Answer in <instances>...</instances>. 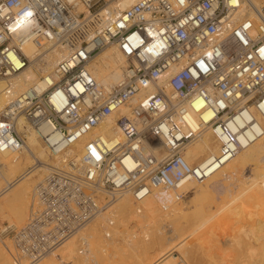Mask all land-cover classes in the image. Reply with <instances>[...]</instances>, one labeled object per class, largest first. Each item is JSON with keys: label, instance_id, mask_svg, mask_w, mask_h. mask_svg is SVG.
Returning <instances> with one entry per match:
<instances>
[{"label": "built area", "instance_id": "built-area-1", "mask_svg": "<svg viewBox=\"0 0 264 264\" xmlns=\"http://www.w3.org/2000/svg\"><path fill=\"white\" fill-rule=\"evenodd\" d=\"M241 2L133 0L121 8V0H0V79L29 64L22 50L28 40L67 52L44 88L36 83L15 93L9 84L2 91L0 151L24 149L23 123L51 155H61L38 184L27 222L1 231L12 235L27 264L60 249L112 205L116 193L129 192L138 203L166 189L178 202L188 193L182 181L199 183L238 153L241 142L229 122L252 110L264 118V5L255 19L240 16ZM112 44L126 64L121 80L106 89L89 65ZM123 106L129 108L117 120L123 138L91 137L80 153H65ZM206 109L216 113L212 125L221 149L206 164L190 163L183 153L197 134L183 126L190 111ZM80 241L84 253L88 246ZM174 264L189 263L180 257Z\"/></svg>", "mask_w": 264, "mask_h": 264}, {"label": "bare ground", "instance_id": "bare-ground-1", "mask_svg": "<svg viewBox=\"0 0 264 264\" xmlns=\"http://www.w3.org/2000/svg\"><path fill=\"white\" fill-rule=\"evenodd\" d=\"M247 1L242 0L239 14L240 16L249 14L256 19L255 12L264 5V0H250L249 3ZM132 2L133 0H121V8L130 6ZM22 50L29 57L30 62L9 80L0 79V109L5 103L2 91L7 85L10 84L15 93L25 91L36 83L39 84L41 89L44 88L52 80L49 75L54 67L67 53L66 50H62L50 43L39 45L32 40L26 41L22 45ZM125 64V57L122 51L116 44H112L92 57L89 69L106 89H110L121 80ZM177 68L174 67L173 72ZM43 77L48 78L47 81H42ZM136 99L137 96L132 101L135 102ZM201 107L200 102L196 101L195 108L199 110ZM197 110L190 111L187 117L188 122L183 126L185 132L193 131L197 134L196 138L186 147L183 154L190 163H193L194 160H200L199 164H206L207 160H210L213 155H217L220 152L222 139L217 136V130L212 125V120L216 113L212 109H206L202 112H197ZM128 112L129 108L123 106L119 112L109 115L103 123L83 135L65 153H80L85 142L91 137L123 138L117 120L121 114H127ZM244 115L246 118L239 116L236 122H229L231 130L237 134L241 142L242 148L238 153L221 167H214V170H211L209 175L203 181H200L199 184L194 180H184L181 183V188L188 190V184L197 186V192L193 198L194 201L201 195L207 193L208 195L210 193L213 195L215 191L221 192L219 189L222 187H228L227 189L231 192L232 187L229 188L227 180L231 179L232 181L236 176L238 178L245 167L254 165L255 171L251 175L252 181L248 184L249 186L240 187L241 190L238 193L236 192L235 197L232 195L234 193L231 192V198L225 203L223 202L219 207L217 206L218 208L216 209L218 211H216H225L231 216V221L235 219V221H239V217H242L252 207V212L261 217L259 218L256 215L261 220L259 224L262 223L260 228L257 226V231L244 227L237 230L234 228L233 231L226 234V236L228 235L226 239V236L222 237L224 241L219 240L221 239L220 233L218 234L219 229L208 230L207 227L208 219L210 220L214 215L210 216L202 206L200 208L197 207L198 209L196 208L195 212L184 210L181 208L180 202H174V193L171 190L157 189L138 203L132 200L129 192L116 193L117 195H113L114 202L112 205L108 206L76 235L70 238L53 255L46 256L38 264H75L77 260V264H83L84 260H90L93 264H172L173 261H171L170 256L172 252L178 254L177 259L181 257L186 261L188 260L190 264H207L203 258V250H205L209 234L215 238L217 248L224 244L230 245L229 249L225 251L223 246V252H221L222 249L220 248L219 254L221 252L222 254L220 255L223 256L220 260L221 263L264 264V118L260 117L254 110H252L251 115L247 113H244ZM250 116L253 118L252 123L256 121L253 125L250 122ZM247 119L250 123L248 125H246ZM238 125H240V128L243 127V130H236L239 127ZM20 129L25 131L26 144L24 149L16 152L0 151L1 175L8 184L0 198V215L2 219L3 217L8 219L10 222L9 227H17L18 224H22L24 221L27 222L32 209L36 206V193L34 191L33 199L30 201L31 191L33 188L36 190L37 184L42 182L46 176L45 174L48 173L50 165H57L61 157V155L53 156L50 154L53 157L50 160V156L46 152V144L38 137L36 131L24 127L23 123L20 124ZM156 153L159 154L160 150H157ZM249 178L247 177V179ZM239 183L238 181L237 184ZM234 185L232 184V186ZM104 193L107 194L106 191ZM199 203L202 204L200 201ZM169 205L171 206L170 210H163L164 207ZM139 208L141 209L140 212H138ZM241 213H243L242 216H240ZM250 214L252 215V213ZM206 215L208 219H206ZM251 215H248V217L250 216L252 219ZM256 216L254 214L253 217ZM214 218L216 217L214 216ZM217 218L218 220L221 219ZM241 219L243 220L244 218L242 217ZM245 219L248 220V218ZM105 220L109 224L108 229L105 231V236L109 235L107 237H110L112 232L114 235V238L110 241L105 240V236L102 233ZM214 221L217 222L216 219ZM256 221L258 220L256 219ZM130 222L135 225H131V227H136L134 230H132L133 228L127 230ZM249 222L247 221V223ZM251 224H254V222ZM259 224L257 222V225ZM214 225L212 226L215 227ZM216 225L220 226L218 223ZM228 225L227 223L225 228ZM231 225H235V223ZM138 227L141 228L139 230L144 233V236L137 241L134 239L135 242H132V237L136 236L135 238H137L136 229ZM188 229H190L189 232L187 231ZM3 230H5V226H3ZM126 232H130L131 237L127 234L130 239L124 240V243L119 242L120 239L117 237L125 235ZM8 234L9 232L6 230L3 236L7 237ZM196 234L197 236L194 237ZM76 239L77 241L78 239L84 240L87 243L88 250L86 252H80ZM254 240L257 241V244H253ZM7 241L11 244L10 240ZM220 241H223L224 244L222 245ZM4 244L6 250L0 246V264H27L25 256H21L15 251L13 252L10 244L7 245L5 242ZM11 255L16 261L13 260Z\"/></svg>", "mask_w": 264, "mask_h": 264}, {"label": "rangeland", "instance_id": "rangeland-1", "mask_svg": "<svg viewBox=\"0 0 264 264\" xmlns=\"http://www.w3.org/2000/svg\"><path fill=\"white\" fill-rule=\"evenodd\" d=\"M28 65V64H27ZM19 73V72H18ZM188 150V149H187ZM46 152H47V155L48 156H50V153H48L49 151H48V148H46ZM23 154V153H22ZM49 159L51 160V159H53V157H49ZM200 160H194V162L193 163H197V162H199ZM254 171H255V169H254V165H250V166H247V167H245L244 168V170L242 171V174H241V176L239 175L238 176V178H236V177H234L233 179H232V181L235 183V185H234V183L231 181V179H229V180H227L226 182H227V184L229 183V188H231V192L232 193H234V194H232L231 192H230V190L229 189H227V188H220L219 190L221 191V192H217V191H215V193L213 192V195L210 193V195H208V193L207 194H205V195H201V196H199V197H197V199H195V201L193 200V198L195 197V194H196V192H197V186L195 187V185H193V184H191V185H189L188 184V186H187V188H188V193L186 194V196H184L181 200H179L178 202H180V205H181V208H183L184 210H187L188 212H195V209L198 207V208H200L201 206L202 207H204V209L206 210V213L208 212L209 214H210V216L213 214L216 218H214V216H212L213 218H211L210 220H212L211 222H210V220L208 219V216L206 217V219H208V221H207V227H208V230H210V229H214V230H218L219 232H218V234H219V236H220V238L221 239H219V240H223L224 241V239L222 238L223 236L225 237L226 236V234H228V233H230L231 231H233V229L235 228V230H237V229H241L242 227H244V228H247V229H255V231H257L258 230V228H257V226H259V228H260V226H261V224H259V222L261 221V220H259V218H261V217H259V215H257L256 213H253L252 212V207H250V210H247V212H245V214H243V213H241L240 214V216H242V214H243V220L246 222H244L241 218L242 217H239L240 218V220L239 219H237V220H239V221H235V220H233V221H231L230 220V218H231V216L229 215V214H227V212H225V211H223V212H217L218 210L216 209V208H218L221 204H223V202L225 203V201H228L230 198H231V196L233 195V197H235V194H236V192L238 193L240 190H241V188L242 187H247V186H249L248 184H250L251 183V181H252V177H251V175L254 173ZM248 172V173H247ZM252 172V173H251ZM247 174H248V176H247ZM46 175V174H45ZM246 176V177H245ZM241 179H240V178ZM247 177L249 178V179H247ZM236 179H238V180H236ZM243 179V180H242ZM6 179H4V177H1V179H0V186H3V187H6L7 188V186H8V184H7V182L5 181ZM229 181H231V182H229ZM238 181L240 182L239 184H237L238 183ZM244 181V182H243ZM38 183V182H37ZM243 183V184H242ZM199 184V183H198ZM232 184L234 185V186H232ZM38 185V184H37ZM243 185V186H242ZM36 187V186H35ZM238 187V188H237ZM241 187V188H240ZM5 188V189H6ZM240 188V189H239ZM35 188H33V190L31 191V197H30V201H32V199H33V196H34V190ZM223 190H225V191H223ZM229 190V191H228ZM238 190V191H237ZM229 192V193H228ZM217 193V194H216ZM232 195H231V194ZM3 194V193H2ZM230 194V195H229ZM208 195V196H207ZM198 196V195H197ZM131 197H132V195H131ZM223 197V198H222ZM0 198H1V196H0ZM200 198V199H199ZM203 198V199H202ZM215 198V199H214ZM209 199V200H208ZM223 199V200H222ZM132 200L134 201V199H133V197H132ZM203 202H202V201ZM199 201L202 203V204H200L199 203ZM218 206V207H217ZM197 208V209H198ZM248 208H249V206H248ZM171 209V206L167 209V210H170ZM164 210V209H163ZM167 210H165V211H167ZM217 210V211H216ZM212 212V213H211ZM217 212V213H216ZM226 213V215H225V213ZM248 212H250V213H252V215L254 216V214H255V216L256 217H253L250 213H248ZM222 214H224V215H222ZM251 215V217H252V219L250 218V216L248 217V215ZM217 215V216H216ZM245 215V216H244ZM227 216V217H226ZM230 216V217H229ZM217 217H219V219L220 220H222V221H220V220H218V218ZM222 217H223V219H222ZM109 218V217H108ZM228 220H227V219ZM245 218H248V220H246ZM216 219L217 220V222L216 221H214V220ZM254 219V220H253ZM256 219L258 220V221H256ZM107 220H109V219H107ZM252 220H253V222H254V224H251V223H253L252 222ZM185 221V220H184ZM215 223H214V222ZM235 223V225H231L232 223ZM247 221L249 222V221H251V222H249V223H247ZM105 222L107 223L108 221H106L105 220ZM104 222V227L102 228V233H103V236H105V231L108 229V226H109V224L107 225L106 223ZM212 224V225H214L215 227H213L210 223ZM223 222V223H222ZM226 224H225V223ZM240 222V223H239ZM241 222H243V223H241ZM257 222H258V224L259 225H257ZM24 223H26V221H24ZM24 223L22 222V224H18V226L17 227H21L22 225H24ZM117 223H118V221H117ZM208 223H209V225H208ZM219 224L220 226H218V225H216V224ZM227 223L229 224L227 227H229V228H225V226L227 225ZM237 223L239 224L238 226H237ZM116 224V223H115ZM222 224H224V225H222ZM7 225H10V222L8 221V219H6V218H4L3 217V219H2V216L0 215V246H2L3 248H5V250H6V246H5V244H4V242L7 244V245H9L10 243H9V241H7V240H10L11 241V244H10V246H11V248H12V250H13V252L15 251V248H14V243H13V239H12V235L11 234H8L7 235V237H5V236H3V233H1V231L3 230V226H7ZM114 225V224H113ZM131 225L132 226H135L134 224H132L131 222L128 224V226H127V230L130 228V229H132V230H134L136 227H131ZM246 227H245V226ZM249 225V226H248ZM217 226V227H216ZM221 227V228H220ZM255 227V228H254ZM231 228V229H230ZM83 229V228H82ZM104 229V230H103ZM139 229H141V228H137L136 229V231H137V238H135L136 236H134V237H132L133 238V241L132 242H135V241H137L139 238H141L142 236H144V233L143 232H140L141 230H139ZM226 231H225V230ZM230 229V230H229ZM170 230V229H169ZM189 230L190 229H188L187 231L189 232ZM226 232H224V231ZM228 230V231H227ZM131 232V231H130ZM130 232H126L125 233V235L123 234L122 236H118L117 238L118 239H120L119 240V242H123L124 243V240H128V239H130L129 237H131L130 235ZM140 232V233H139ZM132 233V232H131ZM225 233V234H224ZM129 235V237H128V235ZM139 234V235H138ZM211 234H209V236H208V238H207V241H206V246H205V250H203V258H204V260H205V263H210V264H226V263H221V259H222V257L223 256H221L220 254H222L221 252H223V246L225 247V249H224V251L226 250V249H229V246H228V244L226 245V244H224V242L223 241H220L221 242V244L223 245V246H218V248H217V244L215 243V238L213 237V235H211ZM197 236V234L196 235H194V237H196ZM218 236V237H219ZM228 236V235H227ZM227 236L225 237V239L227 238ZM122 237H124L123 239H121ZM114 238V235H113V232L111 233V236L110 237H107V236H105V240H108V241H110L111 239H113ZM210 238H212V239H210ZM229 238V237H228ZM5 239V240H4ZM134 239H136L135 241H134ZM213 240V241H212ZM4 241V242H3ZM79 242H81L80 241V239H78V241H77V239H76V243H78V249L80 248V243ZM219 242V243H220ZM253 244H257V241L256 240H254L253 241ZM227 247V248H226ZM222 250H221V249ZM218 250V251H217ZM219 250H221V252H220V254H219ZM231 250V249H230ZM16 252V251H15ZM226 253H228V252H226ZM16 254V253H15ZM224 254V253H223ZM53 255V254H52ZM177 255V256H176ZM171 261H173V263L172 264H174V262H176V260L175 259H177V257H178V254H176V253H174V252H172L171 253ZM11 257H12V255H11ZM13 258V260H15L16 261V259L14 258V257H12ZM172 258H175V259H172ZM27 261V260H26ZM78 261V260H77ZM77 261H75V264H77ZM187 262H188V260H187ZM215 262V263H214ZM189 264H190V262H188ZM260 263V262H259ZM83 264H93L92 263V261H90V260H84L83 261Z\"/></svg>", "mask_w": 264, "mask_h": 264}]
</instances>
